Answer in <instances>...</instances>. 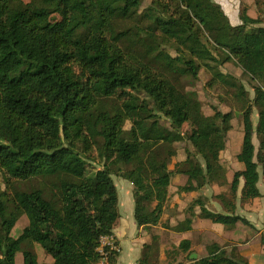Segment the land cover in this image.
I'll use <instances>...</instances> for the list:
<instances>
[{"label": "trees", "instance_id": "trees-1", "mask_svg": "<svg viewBox=\"0 0 264 264\" xmlns=\"http://www.w3.org/2000/svg\"><path fill=\"white\" fill-rule=\"evenodd\" d=\"M256 1L264 13V0ZM143 3L0 0V173L6 185L0 264H17L18 252L23 264H98L101 237L114 234L120 217L114 174L133 184L139 227L160 223L177 173L189 178L183 190L229 184L236 199L243 179L241 201L264 197V17L250 16L242 4L233 24L217 0H152L142 9ZM228 62L250 80L252 97L240 78L221 70ZM202 68L212 73L210 85L238 90L243 138L237 159L244 169L231 182L221 152L233 112L205 115L197 92L178 82L198 79ZM181 142L188 146L178 154ZM93 149L103 163L90 171ZM32 179L46 182L31 189L15 182ZM196 203L199 217L228 228L250 225L235 213L236 204L223 201L232 210L222 213L197 200L184 220L167 227L192 229ZM22 215L28 225L14 237ZM35 244L53 261H40ZM155 252L156 236L144 246L147 264ZM189 264L252 263L222 248Z\"/></svg>", "mask_w": 264, "mask_h": 264}, {"label": "crops", "instance_id": "crops-1", "mask_svg": "<svg viewBox=\"0 0 264 264\" xmlns=\"http://www.w3.org/2000/svg\"><path fill=\"white\" fill-rule=\"evenodd\" d=\"M221 1H223L222 6L233 24H238L240 22L239 12L238 15H235L233 12V5L236 3L245 4V6L248 8V14L252 17H264V13H261L257 7L256 0ZM221 1L219 0L220 3ZM229 6L231 7L232 12H229ZM253 6H255L256 9L253 8ZM241 136L243 138V134H241ZM241 143L236 154V158L240 152ZM227 146L228 141L226 148ZM224 150L221 152V159ZM175 163L176 160H174L173 164L171 165L172 169L174 168ZM222 163L227 169V177L229 182L232 181L236 171L244 169L243 164L239 161L236 166H232V164L224 160H222ZM262 177L263 176L261 175L259 189L264 196V191L261 188V184L263 182ZM188 179L189 178L186 174L177 173L173 175L171 184L169 186L168 199L158 225L139 227L134 218V208L133 210L131 208L133 204L130 200V196L128 197L127 210L122 209V205L120 203V217L114 229V235L117 238L120 251L112 250L110 248L98 249L101 253V259L98 264H145L147 262L143 259L144 246L145 244L151 243L153 237L155 236L158 239L161 259H167V254L172 253L174 257L171 259V261L174 262V260L177 259V261H175L173 264H189L205 256H208L209 254H212V252H218L222 248L227 249V244L229 243L231 244L230 246L236 247L239 253L249 259L252 264H264V227L261 228L259 226V219L264 217V204L261 203L262 200L264 201V197H258L246 202L242 201V205H245V210L247 211H244L242 208L241 214L238 213V215L246 218L250 222V225L239 222L234 228L226 227L227 229L225 228L226 230H224L223 227L220 228V224L215 223L210 219L199 217L198 214L200 213L201 206L196 203L193 209L197 216L194 217L192 229L179 232L167 227V225L176 226L180 221L184 220L187 216V207H189L191 204H194V202H197V200H202L206 207L211 209V201L207 202L205 200L206 197H211L209 194V189L211 186L206 185L199 190L193 191L183 190V187L187 184ZM243 185L244 180L241 179L238 192L239 197H241ZM127 188L129 193L132 191L130 194L133 195V184L131 182ZM212 188L214 189L216 196L221 194V190L219 189V185L217 183H214ZM243 211L245 213H243ZM246 227L252 230V235ZM212 244L223 247L218 248L215 246L212 249ZM113 254H116L114 263L110 261V256ZM45 259L43 261L40 259L39 260L42 262H48Z\"/></svg>", "mask_w": 264, "mask_h": 264}, {"label": "rangeland", "instance_id": "rangeland-1", "mask_svg": "<svg viewBox=\"0 0 264 264\" xmlns=\"http://www.w3.org/2000/svg\"><path fill=\"white\" fill-rule=\"evenodd\" d=\"M217 1H219V0H217ZM151 2H152V0H144L142 9L147 7L149 4H151ZM222 2L223 1H221V5L223 4ZM242 4L236 3L233 5V9H234L233 12L235 13V15H238V12H239ZM243 5H245V4H243ZM253 8H255V6H253ZM229 12H232L231 7H230ZM53 18L58 19L60 17L58 15H54ZM172 52L175 54L174 51H172ZM221 70L224 72L230 73V74L236 76L237 78H240L242 81V84L244 85L245 90L248 92V95L250 97L253 96L254 91L251 87L252 83L250 82V80L247 77L242 76V71L236 64H234L233 62L225 63L223 66H221ZM211 75H212V73L209 70H207L206 68H202L200 71V76L198 79L192 80L190 77H183V78L178 79V82L180 85L184 86L187 90H194L197 92L199 99L202 101L203 113L205 115H212L215 110H221L223 112H228V111L233 112L232 129L229 132L228 137H227L228 146H227V148H225L224 152L222 153V159L221 160L229 162L230 164H232V166L233 165L236 166L238 163L237 158H236V154L238 152V149L240 148V143L242 140L241 134H243V121H242V113H241V109H240L241 103L236 97H234V92H238V90H237V88L234 89L232 87H229L228 85H224L221 82H215L213 85H210V82L212 79ZM149 103L151 106H154L152 100H149ZM195 118H197V117H194V119ZM253 119L256 123L257 111L255 109L253 112ZM161 123L169 125V121L165 117L161 118ZM130 127H131V123L127 122L126 128L129 129ZM184 130L186 132H189V130H190L189 125H186L184 127ZM254 141H255L256 147L258 149L259 140H258L256 134L254 136ZM187 146H188V144L185 142L177 143L176 147L178 150V154L179 153H185V149L187 148ZM97 153H98L97 150L93 149V152L91 155L92 159L88 161V168L90 171H94L98 168H101V166H102L103 162L98 157ZM177 156L173 158L172 162H174V160L177 159ZM260 172H261V175L263 176L262 177L263 182L261 184V186H262L261 188L264 191V174H263L262 167L260 168ZM113 179H114L115 185L118 188V191L120 192L119 204L121 203L122 209L127 210V203H128V197L129 196H130V200L132 201V204L134 205L133 195L130 194V193H132V191H130V193H129V190L127 188V186L130 185V182L126 179H123L121 176L116 175V174L113 175ZM15 182L19 187H21L23 189H31V187L41 185L42 182H46V181L45 180L32 179V180H27V181H15ZM212 185L213 184L210 185L211 187L209 189V192H210L209 194L211 195V197L205 198V200L207 202L211 201V204H210L211 210L217 211V212H222V213H231L230 210H232V209H231L230 205L227 204V206H225L223 203V201L226 200V202L236 204L235 205L236 206V210H235L236 214H238V213L241 214L242 208L244 209V211H247V210H245V205H242V201L240 200V197L235 199V197L232 196L231 188H230L229 184H226V185H221V184L219 185L218 184L219 189L221 190L220 195H223L225 197V199L215 195V191L212 188ZM131 187H132V185H131ZM5 188H6V185L4 183L2 174L0 173V190H4ZM261 203L264 204V201L262 200ZM133 205L131 207L132 210L134 208ZM189 207H187V209H186L187 213H188ZM244 211H243V213H245ZM28 222L29 221H28L27 216L22 215L19 218V220L17 221L16 225L14 226V228L12 230V235L14 237L20 236L21 233L23 232L24 228L28 225ZM218 224H220L219 225V226H221L220 228L223 227L224 230L227 229L224 224H221V223H218ZM259 226L261 228L264 227V217H261L259 219ZM247 230L252 235V230H250L249 228H247ZM261 239H262V237H261ZM169 240H170V238H169ZM230 245H231L230 243L227 244V246H228L227 249L229 250L230 253L235 252V251L239 252L236 247H233ZM215 246L216 245L212 244L211 248L213 249V247H215ZM24 247H26V246L24 245ZM216 247L219 248V247H223V246L217 245ZM233 248H234V250H233ZM34 250L39 255L40 260L43 261L46 258L45 259L46 261H48V262L52 261V257L50 255L46 254L44 249L39 244L34 245ZM173 257L174 256L172 255V253H170V254H167V259H161L160 252L159 253L155 252L152 254L151 260L148 264H173V263H175V261H177V259H175L174 262L171 261V259ZM16 263L17 264L23 263L22 252L17 253ZM145 264H147V263H145Z\"/></svg>", "mask_w": 264, "mask_h": 264}, {"label": "built area", "instance_id": "built-area-1", "mask_svg": "<svg viewBox=\"0 0 264 264\" xmlns=\"http://www.w3.org/2000/svg\"><path fill=\"white\" fill-rule=\"evenodd\" d=\"M110 248L112 250L120 251L117 238L114 234L104 235L101 237L100 246L98 249Z\"/></svg>", "mask_w": 264, "mask_h": 264}]
</instances>
